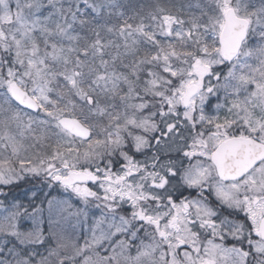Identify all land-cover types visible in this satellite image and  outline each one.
<instances>
[{
  "label": "snow or ice",
  "instance_id": "obj_1",
  "mask_svg": "<svg viewBox=\"0 0 264 264\" xmlns=\"http://www.w3.org/2000/svg\"><path fill=\"white\" fill-rule=\"evenodd\" d=\"M0 264H264V0H0Z\"/></svg>",
  "mask_w": 264,
  "mask_h": 264
},
{
  "label": "rangeland",
  "instance_id": "obj_2",
  "mask_svg": "<svg viewBox=\"0 0 264 264\" xmlns=\"http://www.w3.org/2000/svg\"><path fill=\"white\" fill-rule=\"evenodd\" d=\"M62 191V190H61ZM55 194V193H54ZM97 215H98V213H97Z\"/></svg>",
  "mask_w": 264,
  "mask_h": 264
},
{
  "label": "trees",
  "instance_id": "obj_3",
  "mask_svg": "<svg viewBox=\"0 0 264 264\" xmlns=\"http://www.w3.org/2000/svg\"><path fill=\"white\" fill-rule=\"evenodd\" d=\"M139 158V157H138Z\"/></svg>",
  "mask_w": 264,
  "mask_h": 264
}]
</instances>
